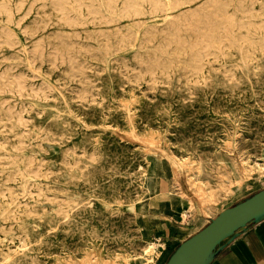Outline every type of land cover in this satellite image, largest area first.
I'll use <instances>...</instances> for the list:
<instances>
[{"label": "rangeland", "instance_id": "rangeland-1", "mask_svg": "<svg viewBox=\"0 0 264 264\" xmlns=\"http://www.w3.org/2000/svg\"><path fill=\"white\" fill-rule=\"evenodd\" d=\"M0 74V264H166L163 187L264 186V0H0Z\"/></svg>", "mask_w": 264, "mask_h": 264}, {"label": "crops", "instance_id": "crops-1", "mask_svg": "<svg viewBox=\"0 0 264 264\" xmlns=\"http://www.w3.org/2000/svg\"><path fill=\"white\" fill-rule=\"evenodd\" d=\"M164 189L166 191H163ZM261 190H264V186L256 193ZM256 193L244 188L228 198L226 204L209 208L196 200L191 188L186 191L184 189L172 191L163 187L153 200V210L164 215L165 221L157 225L155 232L164 240L165 255L169 257L180 243L204 229L210 220L223 210ZM185 214H188L186 222L183 221ZM212 264H264V221L244 232Z\"/></svg>", "mask_w": 264, "mask_h": 264}, {"label": "water", "instance_id": "water-1", "mask_svg": "<svg viewBox=\"0 0 264 264\" xmlns=\"http://www.w3.org/2000/svg\"><path fill=\"white\" fill-rule=\"evenodd\" d=\"M264 221V190L223 210L209 224L180 243L166 264H212L244 232Z\"/></svg>", "mask_w": 264, "mask_h": 264}, {"label": "bare ground", "instance_id": "bare-ground-1", "mask_svg": "<svg viewBox=\"0 0 264 264\" xmlns=\"http://www.w3.org/2000/svg\"><path fill=\"white\" fill-rule=\"evenodd\" d=\"M11 1V0H10ZM13 1V0H12ZM46 2V1H45ZM137 2V1H136ZM178 3V2H177ZM115 4V3H114ZM118 5V4H117ZM67 7V6H66ZM110 7V6H109ZM176 7V6H175ZM203 7V6H202ZM201 7V8H202ZM177 8V7H176ZM183 8V7H182ZM202 9H204V8H202ZM180 10V9H179ZM206 10H207V8H206ZM210 10V9H209ZM213 10V9H212ZM115 11V10H114ZM214 11V10H213ZM110 12H111V10H110ZM212 12V11H211ZM202 14V13H201ZM17 15V14H16ZM204 15V14H203ZM212 15V14H211ZM211 15H209V16H211ZM132 17V16H131ZM213 17V16H212ZM210 18V17H209ZM214 18V17H213ZM218 18V17H217ZM174 19V18H173ZM205 18H203V21H205L204 20ZM214 20V19H213ZM50 21V20H49ZM128 21H130V20H128ZM196 21V20H195ZM195 21H194V23H195ZM198 21V20H197ZM200 21V20H199ZM202 21V22H203ZM210 21V20H209ZM35 22V21H34ZM108 22V21H107ZM61 23V22H60ZM182 24V23H181ZM180 24V25H181ZM37 25V24H36ZM39 25V24H38ZM76 25V24H75ZM186 25H188V24H186ZM70 26V25H69ZM79 26V25H78ZM37 27V26H36ZM75 27V26H74ZM181 27H182V25H181ZM180 27V28H181ZM201 27V26H200ZM33 28H34V26H33ZM183 28V27H182ZM197 28V27H196ZM199 29V28H198ZM210 29H211V27H210ZM39 30V29H38ZM42 30V29H41ZM185 30H186V28H185ZM188 30H190V29H188ZM213 30V29H212ZM6 31H8V30H6ZM119 30H117V32H118ZM195 31V30H194ZM199 31V30H198ZM198 31H196V32H198ZM10 32V31H9ZM26 32V31H25ZM228 32V31H227ZM11 33V32H10ZM30 33H32V32H30ZM34 33H35V31H34ZM33 33V34H34ZM190 33V32H189ZM182 34V33H181ZM187 34V33H186ZM195 34V33H194ZM212 34V33H211ZM14 35V34H13ZM36 36H37V34H35ZM64 35V34H63ZM213 35V34H212ZM68 36V35H67ZM75 36V35H74ZM207 36V35H206ZM210 36V35H209ZM209 36H207V37H209ZM80 37V36H79ZM93 37V36H92ZM113 37V36H112ZM133 37V36H132ZM213 37V36H212ZM211 37V38H212ZM62 38V37H61ZM10 39V38H9ZM54 39H56V38H54ZM76 39V38H75ZM78 39V38H77ZM76 39V40H77ZM102 39V38H101ZM107 39H108V37H107ZM125 38H123V40H124ZM134 39V38H133ZM202 39V38H201ZM210 39V38H209ZM217 39V38H216ZM14 40V39H13ZM51 40V39H50ZM62 40H65V39H62ZM66 40H67V38H66ZM69 40H71V38L69 39ZM79 40V39H78ZM94 40V39H93ZM105 40V39H104ZM44 41V40H43ZM43 41H41V43L43 42ZM53 41V40H52ZM108 41V40H107ZM129 41V40H128ZM130 41H132L131 39H130ZM190 41V40H189ZM200 41V40H199ZM215 41V40H214ZM37 42V41H36ZM45 42V41H44ZM65 42V41H64ZM75 42V41H74ZM73 42V43H74ZM109 42V41H108ZM120 42V41H119ZM122 42V41H121ZM124 42V41H123ZM134 42V41H133ZM177 42V41H176ZM11 43V42H10ZM16 43V42H15ZM38 43V42H37ZM40 43V42H39ZM40 43V44H41ZM56 43V42H55ZM58 43V42H57ZM60 43V42H59ZM58 43V44H59ZM62 43V42H61ZM60 43V44H61ZM66 43H67V41H66ZM192 43V42H191ZM217 43V42H216ZM43 44V43H42ZM41 44V45H42ZM45 44V43H44ZM48 44H50V43H48ZM63 44V43H62ZM122 44V43H121ZM130 44V43H129ZM181 44V43H180ZM63 45H65V44H63ZM69 45V44H68ZM79 45V44H78ZM107 45V44H106ZM194 45V44H193ZM40 46V45H39ZM72 46H74V44L72 45ZM76 46V45H75ZM105 46V45H104ZM110 46H111V42H110ZM123 46V45H122ZM124 46H126V45H124ZM214 46H215V44H214ZM46 47V46H45ZM108 47V46H107ZM189 47V46H188ZM194 47V46H193ZM203 47V46H202ZM29 48V47H28ZM40 48V47H39ZM38 48V49H39ZM61 48V47H60ZM93 48V47H92ZM121 48V47H120ZM128 48V47H127ZM129 48H131V47H129ZM8 49V48H7ZM35 50H36V48H34ZM80 49V48H79ZM222 49V48H221ZM33 50V49H32ZM35 50H33V51H35ZM40 50V49H39ZM45 50V49H44ZM63 50V49H62ZM70 50V49H69ZM97 50V49H96ZM110 50V49H109ZM114 50V49H113ZM182 50V49H181ZM32 51V52H33ZM38 51V50H37ZM36 51V52H37ZM46 51V50H45ZM79 51V50H78ZM92 52L94 51L95 52V50L93 49V50H91ZM98 51V50H97ZM96 51V52H97ZM116 51V50H115ZM41 52V51H40ZM60 52V51H59ZM58 52V53H59ZM64 52V51H63ZM73 52V51H72ZM76 52V51H75ZM80 52V51H79ZM89 52V51H88ZM106 52V49H105V51H104V53ZM110 52H111V50H110ZM42 53V52H41ZM44 54H45V52H43ZM58 53H56V54H58ZM61 53V52H60ZM69 53V52H68ZM70 53H71V51H70ZM77 54H78V52H76ZM81 53V52H80ZM84 53V52H83ZM86 53V52H85ZM98 53H100V52H98ZM98 53H97V55H98ZM112 53V52H111ZM110 53V54H111ZM115 53H117V52H115ZM119 53V52H118ZM89 54H91V53H89ZM106 54V53H105ZM23 55V54H22ZM35 55V54H34ZM52 55V54H51ZM65 55V54H64ZM72 55V54H71ZM75 55V54H74ZM74 55H72V56H74ZM81 54H79L78 56H80ZM87 55V54H86ZM95 55V54H94ZM109 55V54H108ZM155 55V54H154ZM182 55V54H181ZM189 55H191V54H189ZM193 55H194V53H193ZM36 56V55H35ZM38 56V55H37ZM89 56H91V55H89ZM96 56V55H95ZM99 56H100V54H99ZM102 56V55H101ZM100 56V57H101ZM107 56V55H106ZM177 56V55H176ZM192 56V55H191ZM16 57H17V55H16ZM43 57V56H42ZM70 57V55L68 56V58ZM83 57V56H82ZM98 57V56H97ZM180 57V56H179ZM33 58V57H32ZM44 58V57H43ZM42 58V59H43ZM73 58V57H72ZM75 58H76V56H75ZM88 58V57H87ZM93 58V57H92ZM102 58H104V57H102ZM15 59V58H14ZM39 59H41L40 57H39ZM71 59V58H70ZM69 59V60H70ZM82 59H84V58H82ZM171 59V58H170ZM177 59H179V58H177ZM209 59V58H208ZM214 59V58H213ZM44 60V59H43ZM55 60V59H54ZM59 60V59H58ZM65 60H66V58H65ZM80 60V59H79ZM85 60V59H84ZM87 60V59H86ZM103 60V59H102ZM35 61V60H34ZM68 61V60H67ZM72 61V60H71ZM70 61V62H71ZM90 61V60H89ZM99 61H101V59L99 60ZM106 61V60H105ZM163 61V60H162ZM179 61V60H178ZM20 62V61H19ZM39 62V61H38ZM43 62V61H42ZM52 62V61H51ZM88 62V61H87ZM86 62V63H87ZM103 62V61H102ZM140 62V61H139ZM33 63V62H32ZM40 63V62H39ZM63 63H65V62H63ZM63 63H62V66H63ZM68 63V62H67ZM75 63V62H74ZM77 63H79L78 62V60H77ZM85 63V66L87 65ZM186 63V62H185ZM6 64H7V62H6ZM38 64V63H37ZM42 64V63H41ZM55 64V63H54ZM58 64V63H57ZM36 65V64H35ZM56 65V64H55ZM67 65V64H66ZM65 65V66H66ZM73 65H77V66H79L78 64H73ZM103 65V64H102ZM117 65V64H116ZM209 65V64H208ZM31 66V65H30ZM61 66V65H60ZM70 67L72 66V64L71 65H69ZM84 66V67H85ZM141 66V65H140ZM218 66H220V65H218ZM40 67V66H39ZM44 67V66H43ZM54 67H56V66H54ZM70 67H69V69H70ZM74 67V66H73ZM82 67V66H81ZM168 67V66H167ZM178 67V66H177ZM210 67V66H209ZM212 67V66H211ZM214 67H215V65H214ZM8 68H9V66H8ZM19 68V67H18ZM35 68V67H34ZM41 68V67H40ZM49 68V67H48ZM51 69L53 68L52 66L50 67ZM74 68H76V67H74ZM83 68V67H82ZM87 68H89V67H87ZM86 68V69H87ZM93 68V67H92ZM190 68V67H189ZM50 69V70H51ZM53 69H55V68H53ZM73 68L71 67V70H72ZM8 70V69H7ZM12 70V69H11ZM74 70V69H73ZM77 70H78V68H77ZM176 70V69H175ZM6 71V70H5ZM9 71H10V69H9ZM8 71V72H9ZM16 71V70H15ZM55 71V70H54ZM186 71V70H185ZM189 71V70H188ZM220 71V70H219ZM223 71H225V70H223ZM4 72V71H3ZM2 72V73H3ZM79 72V71H78ZM87 71H85V73H86ZM94 72V71H93ZM102 72V71H101ZM192 72V71H191ZM6 73V72H5ZM54 73V72H53ZM83 73V72H82ZM96 73V72H95ZM103 73V72H102ZM178 73V72H177ZM183 73V72H182ZM186 73V72H185ZM215 73V72H214ZM11 74H13L12 72H11ZM81 74V73H80ZM140 74V73H139ZM220 74V73H219ZM1 75V74H0ZM3 76L4 75H6V74H2ZM1 75V76H2ZM75 75H76V73H75ZM83 75H84V73H83ZM98 75V74H97ZM102 75V74H101ZM101 75H100V77H101ZM178 75V74H177ZM18 76V75H17ZM23 76V75H22ZM24 76H26L25 74H24ZM23 76V77H24ZM30 76V75H29ZM173 76V75H172ZM19 77H20V75H19ZM34 77V76H33ZM67 77V76H66ZM70 77V76H69ZM74 77V76H73ZM153 77V76H152ZM174 77V76H173ZM223 77H224V75H223ZM1 78V77H0ZM12 78L14 79V77L12 76ZM28 78V81H29V77H27ZM71 78V77H70ZM75 79H76V77H74ZM78 78V77H77ZM82 79H83V77H81ZM80 78V79H81ZM144 78V77H143ZM2 79V78H1ZM3 79H4V77H3ZM6 79V78H5ZM25 79V78H24ZM31 80H32V78H30ZM75 79H71V80H75ZM133 79V78H132ZM135 79V78H134ZM154 79V78H153ZM16 80V79H15ZM14 80V81H15ZM21 80V78H19V81ZM71 80H70V82H71ZM85 80H87L86 78H85ZM184 80V79H183ZM187 80V79H186ZM185 80V81H186ZM6 80H4V82H5ZM13 81V80H12ZM16 81H18V80H16ZM23 81V80H22ZM21 81V82H22ZM25 81V80H24ZM129 81V80H128ZM3 82V83H4ZM8 82V81H7ZM6 82V83H7ZM33 82H34V80H33ZM88 82H89V79L87 80V84H88ZM156 82V81H155ZM1 83V82H0ZM9 84H10V82H8ZM45 83V82H44ZM80 83H81V81H80ZM136 83V82H135ZM205 83V82H204ZM46 84V83H45ZM86 84V85H87ZM91 84H92V82H91ZM95 84V83H94ZM98 84V83H97ZM138 84V83H137ZM230 84V83H229ZM4 85V84H3ZM93 85V84H92ZM147 85V84H146ZM149 85V84H148ZM10 86V85H9ZM31 87H32V85H30ZM44 86V85H43ZM46 86V85H45ZM158 86V85H157ZM156 86V87H157ZM4 87V86H3ZM2 87V88H3ZM36 86H34V88H35ZM47 87V86H46ZM86 87V86H85ZM7 88V87H6ZM18 88V87H17ZM17 88H14V89H17ZM82 88H84V87H82ZM205 88V87H204ZM19 89V88H18ZM27 89V88H26ZM36 89V88H35ZM47 89V88H46ZM64 89V88H63ZM62 89V90H63ZM89 89V88H88ZM149 89V88H148ZM9 90H11V89H9ZM21 90V89H20ZM23 91H24V89H22ZM40 90H41V88H40ZM45 90V89H44ZM44 90H42V91H44ZM93 90V89H92ZM95 90V89H94ZM94 90H93V92H94ZM6 91V89L5 90H3V92H5ZM15 91L16 90H14V93H15ZM19 91V90H18ZM46 91V90H45ZM64 91V90H63ZM83 91V90H82ZM0 92H1V90H0ZM11 92V91H10ZM25 92H26V90H25ZM35 92H38V91H35ZM69 92V91H68ZM83 92H85V91H83ZM22 93H24V92H22ZM22 93L20 94V95H22ZM12 94V93H11ZM53 94V93H52ZM60 94V93H59ZM90 94V93H89ZM1 95V94H0ZM41 95H42V93H41ZM46 95V94H45ZM61 95V94H60ZM71 95V94H70ZM92 95V94H91ZM90 95V96H91ZM191 95V94H190ZM2 96V95H1ZM14 96V95H13ZM37 96V95H36ZM48 97H50L49 96V94H48ZM30 98V97H29ZM39 98V97H38ZM80 98V97H79ZM87 98V97H86ZM49 99V98H48ZM85 99V98H84ZM49 101V100H48ZM65 101V100H64ZM92 101V100H91ZM10 102H13V101H10ZM9 102V103H10ZM83 102V101H82ZM1 104V103H0ZM11 104V103H10ZM94 104V103H93ZM2 105H0V107H1ZM10 106V105H9ZM17 106V105H16ZM6 107V106H5ZM10 108H12V107H10ZM10 108H8V109H10ZM28 122V121H27ZM25 124V123H24ZM25 126V125H24ZM249 127V126H248ZM25 129V128H24ZM230 134V133H229ZM239 138V137H238ZM32 139V138H31ZM19 141V140H18ZM35 141V140H34ZM192 141V140H191ZM9 143V142H8ZM23 144V143H22ZM63 144V143H62ZM26 145V144H25ZM42 146V145H41ZM262 148V147H261ZM28 149V148H27ZM31 149V148H30ZM69 152V151H68ZM158 153V152H157ZM224 153V152H223ZM46 154V153H45ZM228 154V153H227ZM246 154V153H245ZM98 160V159H97ZM197 160V159H196ZM202 160V159H201ZM217 160V159H216ZM246 160V159H245ZM5 161V160H4ZM239 161V160H238ZM257 161V160H256ZM5 162H7V161H5ZM240 162V161H239ZM3 163V162H2ZM35 163V162H34ZM244 163V162H243ZM1 164V163H0ZM194 164V163H193ZM218 164V163H217ZM256 164V167H254L253 165H251L250 163H247V166H246V164H244V165H242V167H243V171H245V172H247V173H251L252 171H254V170H257L258 172H259V174L261 175V176H264V163H258V162H256L255 163ZM70 165V164H69ZM188 165V164H187ZM208 165V164H207ZM212 165V164H211ZM238 165V164H237ZM241 165V164H240ZM239 165V166H240ZM223 166V165H222ZM26 167V166H25ZM86 167V166H85ZM200 167V166H199ZM210 167V166H209ZM224 167V166H223ZM5 168V167H4ZM73 168V167H72ZM148 168V167H147ZM201 168V167H200ZM37 169H39V168H37ZM69 169H71V167H69ZM77 169V168H76ZM203 169V168H202ZM209 169V168H208ZM226 169V168H225ZM44 170V169H43ZM73 170H74V168H73ZM188 170V169H187ZM205 170V169H204ZM242 171V170H241ZM71 172V171H70ZM81 172V171H80ZM190 172V171H189ZM204 172V171H203ZM220 172V171H219ZM218 173V172H217ZM221 173V172H220ZM236 173H238V172H236ZM39 174V173H38ZM205 174V173H204ZM222 174V173H221ZM42 175V174H41ZM54 175V174H53ZM200 175H201V171H200V169H198V172H196V173H193L192 174V176H191V178H192V180L194 181V185L195 186H197V196H198V198H201V200L204 202V204L207 206V207H209V208H211V206H215V204L218 202V200H226L227 198H230L231 196H234V195H236V193H237V191L238 190H242V188H243V185H244V180L243 179H238V180H236V181H232V182H229V183H227V182H225L226 181V179H225V181H223L222 180V182H221V184L219 185V187L217 188V189H208L207 187H206V184H205V182H203V180H201L200 179ZM206 175V174H205ZM226 175V174H225ZM230 175V174H229ZM249 175V174H248ZM30 176V175H29ZM211 176H212V174H211ZM251 176V175H250ZM42 177V176H41ZM242 177H243V175H242ZM23 178V177H22ZM228 178H230V177H228ZM234 178V177H233ZM21 179V178H20ZM219 179V178H218ZM235 179V178H234ZM211 180V179H210ZM43 181H44V179H43ZM219 181V180H218ZM73 182V181H72ZM80 182V181H79ZM207 185H209V184H207ZM63 186V185H62ZM47 188V187H46ZM195 188V187H194ZM193 188V189H194ZM22 191V190H21ZM34 191V190H33ZM61 191V190H60ZM163 191H165V189L163 190ZM49 192V191H48ZM164 193H166V192H164ZM163 193V194H164ZM31 194V193H30ZM31 196V195H30ZM29 196V197H30ZM19 198V197H18ZM25 199V198H24ZM46 199V198H45ZM44 199V200H45ZM200 200V199H199ZM91 201V200H90ZM48 202V201H47ZM53 206V205H52ZM77 206V205H76ZM90 207H92V206H90ZM208 208V209H209ZM30 209V208H29ZM29 211V210H28ZM208 211V210H207ZM31 212V211H30ZM54 212V211H53ZM136 216V215H135ZM158 218V217H157ZM8 222V221H7ZM2 231V230H1ZM144 252H145V256H144V258L146 259V262L148 263V264H150V263H153L154 262V257H153V253H154V246H152V244L151 243H149V245L145 248V250H144ZM126 257V256H125ZM1 261V260H0ZM9 261V260H8ZM94 264V263H93Z\"/></svg>", "mask_w": 264, "mask_h": 264}]
</instances>
